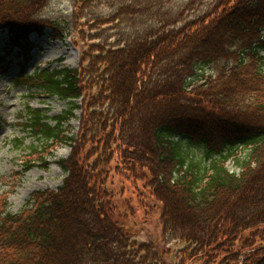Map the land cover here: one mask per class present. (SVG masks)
<instances>
[{"label": "trees", "instance_id": "16d2710c", "mask_svg": "<svg viewBox=\"0 0 264 264\" xmlns=\"http://www.w3.org/2000/svg\"><path fill=\"white\" fill-rule=\"evenodd\" d=\"M107 1L110 14L90 11L88 21L113 23L115 37L91 42L86 64L19 76L30 95L66 101L52 117L27 106L24 126L71 152L58 160L65 176L55 189L17 212L0 199V264H164L170 247L138 243L113 216L105 181L114 155L139 172L164 242L181 243L170 264H264V0H215L183 22L164 0ZM49 3L0 0L5 54L24 53L32 33L71 35L76 8L52 15ZM74 118L80 131L68 133ZM185 144L202 148L199 161ZM43 147L30 145L34 159Z\"/></svg>", "mask_w": 264, "mask_h": 264}, {"label": "rangeland", "instance_id": "374dc122", "mask_svg": "<svg viewBox=\"0 0 264 264\" xmlns=\"http://www.w3.org/2000/svg\"><path fill=\"white\" fill-rule=\"evenodd\" d=\"M214 1L164 0L165 5L174 10V15L181 19V22L207 10ZM91 4L92 8L81 9L73 0H50L44 13L69 16L72 14V8H76L72 33L63 40L52 39L49 30L43 35L32 33L29 37L32 45L28 46L24 53L14 49L11 54L2 56L1 47L7 36L0 32L4 37L3 39L0 37V55L4 59L0 62V199H6L10 212L19 211L32 194L55 189L65 176L58 160L67 159L71 152L70 146L63 142L55 144L49 141L44 145L43 140L35 139L24 126V121L27 120L25 119L27 106L40 108L46 115L52 117L66 108V101L41 93L30 95L26 86L19 81V76L21 73L29 74L35 69L78 67L81 63L86 64L85 56L89 52L91 42L114 40L116 28L113 29V23L99 25L95 20L88 21L90 15L87 16L90 11H94L101 18L107 17L112 10L110 2L93 0ZM100 36L105 37L98 38ZM260 54L264 55L263 49L260 50ZM76 115H79V111ZM48 120L52 122L51 119ZM68 125H63L66 126V132L80 131L77 118L71 119ZM16 141H21V145L16 146ZM30 145L39 147L44 145L42 150L45 151L39 154L42 161L34 159L36 156L31 154ZM184 148L187 157H193L194 162L200 160L203 153L200 146L185 144ZM88 149L89 145L85 146L83 151ZM246 152L247 148L238 146L235 155L242 158ZM116 157L114 155L112 158L105 181V190L114 218L124 225L138 243L156 242L159 250L163 251L170 247L173 253H162L164 264L180 261L183 256L179 250L181 243L164 242L159 211L152 206L151 197H148L139 172L137 175L134 171L128 170L123 163L117 162ZM26 165H31L28 170H24ZM226 166L233 172L240 170L232 158L226 161ZM184 264L196 263L188 259Z\"/></svg>", "mask_w": 264, "mask_h": 264}, {"label": "bare ground", "instance_id": "6f19581e", "mask_svg": "<svg viewBox=\"0 0 264 264\" xmlns=\"http://www.w3.org/2000/svg\"><path fill=\"white\" fill-rule=\"evenodd\" d=\"M1 37V36H0ZM2 38V37H1Z\"/></svg>", "mask_w": 264, "mask_h": 264}]
</instances>
